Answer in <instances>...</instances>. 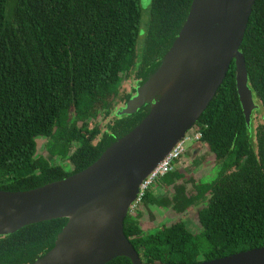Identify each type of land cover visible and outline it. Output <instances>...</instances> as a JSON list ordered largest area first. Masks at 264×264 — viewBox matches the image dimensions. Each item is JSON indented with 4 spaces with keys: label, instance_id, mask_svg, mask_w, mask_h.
Returning a JSON list of instances; mask_svg holds the SVG:
<instances>
[{
    "label": "trees",
    "instance_id": "trees-1",
    "mask_svg": "<svg viewBox=\"0 0 264 264\" xmlns=\"http://www.w3.org/2000/svg\"><path fill=\"white\" fill-rule=\"evenodd\" d=\"M192 0H152L146 42L138 49L139 0H0V190L28 191L76 174L93 164L149 113L116 116L133 96L122 83L132 74L141 85L156 70L185 23ZM249 87L264 108V0H256L240 47ZM232 62L216 96L196 124L201 143L220 171L212 182L178 184L176 170L163 180L171 198L149 192L143 204L185 213L202 205L198 237L183 222L146 233L128 214L124 232L142 264H197L264 247V126L248 125ZM135 92V89H134ZM112 109V111H110ZM115 120L105 132L72 117ZM101 134L95 144L94 141ZM61 135L66 172L38 155L37 137ZM74 148V151H72ZM67 219L30 225L0 237V264H32L50 251ZM108 264H132L119 257Z\"/></svg>",
    "mask_w": 264,
    "mask_h": 264
},
{
    "label": "water",
    "instance_id": "water-1",
    "mask_svg": "<svg viewBox=\"0 0 264 264\" xmlns=\"http://www.w3.org/2000/svg\"><path fill=\"white\" fill-rule=\"evenodd\" d=\"M256 0H192L185 23L156 70L116 116L151 104L147 116L86 169L28 191L0 190V237L56 219L68 222L54 247L32 264H108L141 258L124 232L143 181L192 130L232 62L243 114L256 104L240 51ZM197 264H264V247Z\"/></svg>",
    "mask_w": 264,
    "mask_h": 264
},
{
    "label": "rangeland",
    "instance_id": "rangeland-1",
    "mask_svg": "<svg viewBox=\"0 0 264 264\" xmlns=\"http://www.w3.org/2000/svg\"><path fill=\"white\" fill-rule=\"evenodd\" d=\"M141 9V24H140V36L138 40V49L142 52L148 29L151 22V8L152 0H139ZM138 84L135 75L132 74L122 83L123 91L128 94L134 95V89ZM259 108L254 111L253 129L256 134V130L259 126H264V108L261 102L255 99ZM125 106V103H119L117 105L116 112L121 110ZM112 111V109H110ZM115 120V116L112 113L105 118L104 111L100 113L98 118H87L85 120L72 117V123L76 127H82L84 124L88 125L89 129L94 126H98L101 132H105L108 125ZM195 125L191 131H196ZM101 138V134L94 141L96 144ZM65 139V138H64ZM64 139L61 135L47 137H37L36 143L38 146V155L44 157L54 166L62 167L66 172L71 173L74 171V166L67 157L62 154L64 147ZM186 147L190 150L182 157L181 162L178 163L177 169L184 176V179L178 182V184H184L186 186V192L188 195L195 194L194 183H207L212 182L218 177L220 166L218 165L214 154L209 150L206 144L201 142L193 145L192 143L186 144ZM74 148H72V151ZM174 186H167L163 179L158 180L149 190L152 196L159 199L171 198L174 194ZM203 207V204L190 208L185 213H177L172 208H164L152 206L149 203L141 204L137 209V214L133 215L137 217L140 222L141 228L146 233H152L159 230L162 226H168L176 222H183L186 229L198 237L203 233V229L197 221V213Z\"/></svg>",
    "mask_w": 264,
    "mask_h": 264
},
{
    "label": "built area",
    "instance_id": "built-area-1",
    "mask_svg": "<svg viewBox=\"0 0 264 264\" xmlns=\"http://www.w3.org/2000/svg\"><path fill=\"white\" fill-rule=\"evenodd\" d=\"M202 133L197 129L196 131H189L184 138L176 144L172 151L166 156V158L158 164V166L149 174V176L143 181L139 188V194L136 200L129 208L130 215H136L137 209L142 204L143 199L149 192L150 188L158 181L163 179L166 175L178 170L177 165L181 162L182 157L190 150L186 147L189 142L196 145L201 142Z\"/></svg>",
    "mask_w": 264,
    "mask_h": 264
},
{
    "label": "flooded vegetation",
    "instance_id": "flooded-vegetation-1",
    "mask_svg": "<svg viewBox=\"0 0 264 264\" xmlns=\"http://www.w3.org/2000/svg\"><path fill=\"white\" fill-rule=\"evenodd\" d=\"M135 94H136V89H135L134 95H135ZM134 95H133V96H134ZM148 105H149V106H150V108H151V104H148Z\"/></svg>",
    "mask_w": 264,
    "mask_h": 264
}]
</instances>
